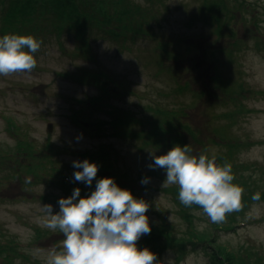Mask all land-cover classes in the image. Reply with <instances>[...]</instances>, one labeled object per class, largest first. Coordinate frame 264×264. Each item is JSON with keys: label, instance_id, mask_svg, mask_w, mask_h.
<instances>
[{"label": "rangeland", "instance_id": "rangeland-1", "mask_svg": "<svg viewBox=\"0 0 264 264\" xmlns=\"http://www.w3.org/2000/svg\"><path fill=\"white\" fill-rule=\"evenodd\" d=\"M140 1L135 0L140 5L153 9L155 13L156 10L159 11V15L148 19V37H142L137 47L129 45L132 51L122 50V46L102 29H95L90 34L92 49L88 50V58H79L78 55L82 56V53L76 49L78 43L72 35L66 33L58 37L54 32L48 31L46 26H50L49 21L39 24L41 31L30 34L42 41L41 48L34 54L37 67L28 75L0 76V155H4L6 150L13 153L16 150L17 140L8 131L10 121H14L19 127V138L33 143L36 146L34 149L42 156L50 155L46 146L52 144L56 153L52 154L54 156L51 159L56 164H47L48 171L51 172L55 167L61 169L69 182L74 180V172L82 171L74 168L73 162L88 160L95 163L96 160L89 159L84 154H96L103 148L109 152L112 170L128 174L130 178L126 184L132 185L137 196L149 204V210L145 213L149 225H170L174 235L180 237L185 234L189 225L182 216L186 208L180 203L178 192L174 193L178 187L164 184V170L151 169L149 165L154 163L153 157L166 155L175 146L183 147L184 142H177L170 147L151 146L143 151L139 148L142 144L131 136L112 137L110 134L114 130L109 125L105 126L107 136H98L100 132L94 122L109 120L110 116L105 111L97 112L92 106L80 103L81 100L87 102L95 96L96 90L60 74L74 76L103 70L110 72L116 82L121 84L120 88L134 93L114 101L113 105L120 113L131 110L137 117L148 116L149 105L155 109L171 110L178 105L187 107L192 104V108L185 110V116L181 117L182 120L185 119L183 123L197 132L198 141L203 142L200 146L189 144L193 152L191 154L194 155L201 153L204 145L212 156H216L219 151H226L225 147L212 143L216 137L212 129L227 124L230 120L209 121L204 107L210 113L215 110L227 113L237 110V104L242 102L247 111L238 116L237 123L228 129V133L252 143L247 151L241 153L239 162L258 164L250 166L249 172L256 177L257 183L264 184V47L257 45L258 39L264 36V0H162L155 7ZM216 3L227 6L235 14V18L231 19L224 13L220 15L221 11L214 9ZM239 3L244 4L243 8H240ZM243 9L248 13L241 19L239 17ZM1 26L0 10V28ZM218 26H222L221 33L217 30ZM231 31L236 33L241 42L232 56L229 55V50L232 49L230 43L233 41ZM161 41L167 42L171 53L185 57V61L168 62L176 72L179 67H189L190 60H201L204 68L202 79L210 86L215 85V81H209V76L219 79L218 86L214 89L211 86V91L216 96L222 95L225 101L214 103L211 111L203 99L200 102L195 95L181 94L172 75L159 74L161 52L157 47ZM224 48L228 50L223 51ZM234 91L243 94L237 97L238 101L230 99V96H235ZM84 106L85 110L81 115L90 121L80 120L82 127L74 123L71 115ZM134 129L139 131L142 128L135 126ZM182 132L184 140L186 137L190 140L188 131ZM185 143L189 141L186 140ZM37 162V159H31L23 153L8 161L6 166L18 170ZM3 170L0 167V244L9 240L18 244V251L23 256L15 259L16 264H47L49 253L60 250L63 237H58L62 235L59 232L53 234V237H47L48 240L36 237V228L55 232L43 227L45 213L41 206L51 204L53 214L59 211L58 204L52 200L43 202L40 197L51 196L54 199V195L66 197L68 194L53 186L31 185L36 178L29 172L22 173L17 178L3 180L1 178L6 175L9 177L12 169L5 172ZM101 175L105 176H97L93 180L94 190L97 180L110 178L111 174L105 172ZM139 175L148 178L149 182L141 184L142 178L139 179ZM74 181L70 183V193L76 188L87 189L85 183ZM187 212L195 215L196 229H209L211 221L203 211L190 208ZM239 224L234 231L216 232L219 242L237 253L252 252L253 261L261 256L264 264V201L253 204ZM142 239L144 235L139 240ZM137 247L139 250L147 248L156 254L152 246ZM192 248L190 245L186 249ZM203 248L204 246H195V251L188 252L183 257L165 251L161 255L156 254L157 260L159 264H208V256ZM208 249L212 253L213 244Z\"/></svg>", "mask_w": 264, "mask_h": 264}, {"label": "trees", "instance_id": "trees-1", "mask_svg": "<svg viewBox=\"0 0 264 264\" xmlns=\"http://www.w3.org/2000/svg\"><path fill=\"white\" fill-rule=\"evenodd\" d=\"M140 2L145 4L149 3V5L155 7L157 4H161L162 0H141ZM239 6L243 8L244 4L239 3ZM217 8L218 11H221L220 15L224 13L228 17L230 16L231 19L235 18V14L232 13L227 6L216 3L214 9ZM0 10L2 23L0 37L10 32L18 35H30L35 32L39 33L41 31L39 24L49 21L51 27L46 26L49 32H54L58 37L67 33L75 38L78 43L76 49L79 51L81 50L82 53V56L78 55L80 58H88V53L90 54L88 50L92 49L89 43L90 34H92V31L95 29H102V31L107 33L114 42L122 46V50L132 51L129 45L137 47L142 37H148V19L159 15V11L156 10L155 13L153 9H148V6L145 5L144 7L140 5L139 2H135V0H0ZM247 13L248 11L243 9L242 15L239 18L244 19ZM220 21L219 19V22ZM107 26L108 28L106 29L105 27ZM217 30L221 33L222 26H218ZM230 36L233 38V41L230 43L232 49L229 50V55L232 56L234 50L241 46V42L238 40L235 32L231 31ZM255 37L258 38L257 36ZM258 40L259 42H257V45L260 46L262 44L260 40L264 41V37ZM157 48L161 52L159 74L166 75L167 73V75H172L177 85L176 88L181 94L195 95L200 102L201 99H203V102L207 103L211 111H213L212 106L214 103L218 104L219 101H225L222 95L216 96L212 94L211 91L212 88L214 89L218 86L219 79L209 76V81H215V85L211 84L212 88L202 79L204 68L201 60H190L189 67H179L176 72V69H173L168 62L185 61V57L182 54L171 53L167 48V42L161 41ZM222 50L228 49L224 48ZM233 60L231 59V61ZM75 78H79L80 84L92 86L97 92V94L89 98L87 102L86 100H81L80 103L87 104L88 107L92 106V109L97 112L105 111L110 116L109 120L101 119L102 121L94 122L97 131L100 132L98 136H107V128L105 126L109 125L111 129L114 130L110 134L112 137L131 136L137 143L142 144L141 147L137 146V148L139 147L143 151L151 146L159 148L162 146L170 147V145H175L177 142H184L183 147L188 145L190 148L191 146L189 144L197 145L198 143H203L202 141H198L197 132L191 129L186 123H183L185 119L182 120L181 117L183 115L185 116V110L192 108V104L187 107L178 105L177 108H171V110H169L170 108L155 109L149 105L148 116L144 118L137 117L131 110H125L120 113L118 108L113 105L114 101L124 99L128 94L134 93L132 90L129 91L126 88H120L121 84L116 82V78L110 72L106 70L94 73L88 72L75 76ZM241 88H243V86H241ZM234 95L235 96H230V99L238 101L237 97L243 94L242 92L234 91ZM238 106L239 108L237 110L227 113H219L216 112V110L210 113L208 109L204 107L209 121L227 119L230 120V122L224 126H220L221 128L212 129L221 138L218 142L222 147L226 148V151H220L216 156H212L204 145V150L201 154H206L210 158H214L218 165L223 166L226 162L231 164L232 173L235 177L233 183L244 189L240 209L227 214L224 222L215 223L213 228L203 232H199L194 228L193 215H189L186 211H183V217L188 221L190 227L185 237L177 238L173 236L171 230L159 235V230L154 228L155 226L152 227L149 225L151 227V233L144 235L145 238L139 240L137 246H152L153 249L160 254L166 250H175L182 256L186 254L188 245L194 247L202 245L209 257L208 264H248L245 261L243 263V257L241 255L230 251L224 245L218 244L216 238L218 237L216 236L217 231L234 230L235 224L239 223V217L241 216V218H244L245 213L254 202L252 199L253 195L256 194L254 188L256 185H259L253 173L249 172L250 166H257L258 164L247 165L239 162L241 153L247 151L252 146V143L245 142L240 137H234L232 133L228 134V129L237 123L238 114L247 111L246 107L242 105V102L238 103L237 107ZM105 107L108 109H105ZM84 110L85 106L71 115L74 123L82 127L83 125L80 120H84L85 122L90 121L86 119V116L81 115ZM135 126L141 127L142 129H139V131L135 130ZM182 130L188 131L187 133L191 136L190 140L187 137L184 140ZM8 131L16 137L20 136L19 127L14 121L9 122ZM186 140H188L189 143L186 144ZM51 145L52 144H47L46 146V148L50 150V155L42 156L40 152L34 149L36 146L33 143L27 141V139H18L15 153L6 150L3 152L4 155H0V167L4 169L3 171L5 172L6 170L9 171L12 169L10 170L9 177L6 175L1 179L6 180L11 177L17 178L21 176L22 173L29 172V174L35 175L36 178L35 182L31 183V185L43 184L53 186L68 194L66 197L54 195V199H52L51 196H42L40 198L43 201L52 200V202L58 204L59 199L69 198L73 193L69 191L72 188L70 183L74 180L69 182L64 172L56 167L52 168L51 172L48 171L47 164H56V162L51 159L54 156L52 154L56 153ZM23 153L31 159H37L38 162L30 163L24 169L19 165L21 168H18V170H15L14 167L9 169V166H6L8 161H11L12 158ZM191 153L193 152L191 151ZM84 156L96 160L95 164L98 165L99 169L97 173L98 177L102 176L101 173L109 172L116 180V183H123V180L127 179L129 176L126 173L112 170L111 163L109 162V152L103 148L96 154L85 153ZM150 156L153 155L151 154ZM141 178L143 179L144 176L140 177L139 175V179ZM92 186L93 185H91L90 188H93ZM87 189H80V198H86L90 195L88 191L91 190L87 191ZM177 192L178 190L174 191V193ZM260 200H264V192L260 193V199L257 201ZM196 207L199 208L198 206ZM54 233L55 232L36 228V237H38V239L51 237ZM210 244L214 246L215 251L213 253L208 251ZM18 256H20V253L18 251V245L14 240L8 241L6 245L0 246V258L2 259V263L0 264H15V259ZM250 256L251 254L248 253L247 257Z\"/></svg>", "mask_w": 264, "mask_h": 264}, {"label": "clouds", "instance_id": "clouds-1", "mask_svg": "<svg viewBox=\"0 0 264 264\" xmlns=\"http://www.w3.org/2000/svg\"><path fill=\"white\" fill-rule=\"evenodd\" d=\"M42 41L31 35L6 34L0 37V76L31 74L37 67L34 54ZM188 145L175 146L166 155L153 157L151 169H163L164 184L178 187V199L186 207L198 206L213 223H222L229 213L241 207L244 189L233 183L232 166L218 165L206 154H191ZM74 180L91 187L98 165L74 161ZM144 178L141 184H147ZM76 188L72 195L58 200L59 211L45 204L43 227L63 234L61 248L49 253L47 264H159L149 249L139 250L137 242L151 233L145 213L149 204L122 189L113 178L96 181L95 190L80 198ZM79 198V199H78ZM260 199V193L252 197Z\"/></svg>", "mask_w": 264, "mask_h": 264}]
</instances>
